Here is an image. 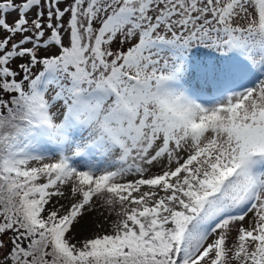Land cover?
<instances>
[{
  "label": "snow or ice",
  "instance_id": "snow-or-ice-1",
  "mask_svg": "<svg viewBox=\"0 0 264 264\" xmlns=\"http://www.w3.org/2000/svg\"><path fill=\"white\" fill-rule=\"evenodd\" d=\"M0 34V264H264V0H0Z\"/></svg>",
  "mask_w": 264,
  "mask_h": 264
},
{
  "label": "rangeland",
  "instance_id": "rangeland-1",
  "mask_svg": "<svg viewBox=\"0 0 264 264\" xmlns=\"http://www.w3.org/2000/svg\"><path fill=\"white\" fill-rule=\"evenodd\" d=\"M17 3L22 2V0H16ZM62 8L64 7V4L61 3L60 5ZM46 11V9H45ZM35 9L32 10V13L30 14L29 18H31V16L34 14ZM15 13H12L9 15V22H11L12 18L15 16ZM65 19H67V17H65ZM2 35V34H0ZM16 39L18 40L19 37H16ZM126 47V46H125ZM12 67H15V63L12 64ZM6 111V110H5ZM45 155L47 157H49L50 159H46L44 162H51V160H54L56 157L52 155V153H45ZM31 166H38L37 162H32ZM173 167H175V165L173 164ZM160 167L159 165H154L151 168V171L149 173V175L151 174H155L157 172H159ZM136 177L133 176H129L127 177V179H134ZM65 194L66 197L69 195V189L66 187L65 188ZM61 203H65L68 204L69 201L67 199H61ZM102 201L99 198L94 197L93 198V210L91 212H86L84 220L93 222V226L89 227L87 230H82L81 225H77L76 228L74 229V233L76 235L77 240L82 239L84 237H91L95 232H105L110 230V222L112 220H115L117 217L115 216V211L112 212V215H109V209L107 207H100ZM119 209V206L117 205L116 210ZM100 213H103V215H100ZM107 221V222H105ZM95 222H100L103 223V227L102 228H95L94 223ZM83 223V221H82ZM245 223V222H244ZM237 227L238 225H233L230 228V231L228 232L227 235V239H226V247L227 248H232L233 245L237 242ZM218 235V233L216 234ZM216 235H213L211 237H209V240L207 241V243H210L212 240H214L216 238ZM75 242V241H73ZM229 256H231V253H229ZM229 264H237L236 261L230 260Z\"/></svg>",
  "mask_w": 264,
  "mask_h": 264
},
{
  "label": "bare ground",
  "instance_id": "bare-ground-1",
  "mask_svg": "<svg viewBox=\"0 0 264 264\" xmlns=\"http://www.w3.org/2000/svg\"><path fill=\"white\" fill-rule=\"evenodd\" d=\"M247 224V221H245V225Z\"/></svg>",
  "mask_w": 264,
  "mask_h": 264
}]
</instances>
